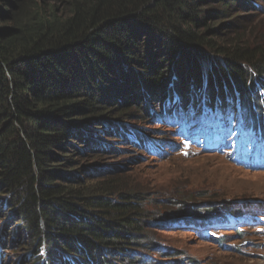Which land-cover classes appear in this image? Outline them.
I'll list each match as a JSON object with an SVG mask.
<instances>
[{
    "label": "trees",
    "instance_id": "1",
    "mask_svg": "<svg viewBox=\"0 0 264 264\" xmlns=\"http://www.w3.org/2000/svg\"><path fill=\"white\" fill-rule=\"evenodd\" d=\"M200 1L0 0V194L11 195L0 214L6 203L16 206L20 227L8 233L17 250L31 251L13 264H149L144 256L158 245L145 229L143 193L103 186L108 177L89 180L95 172L83 161L96 154L94 136L123 135V120L148 108L145 95L156 106L168 86L198 92L181 102L167 93L159 106L167 112L175 102L176 121L189 112L201 123L224 113L226 94L253 98L246 89L264 73V50L240 37L221 44L200 32L206 24ZM212 1L220 5L214 14L223 16L252 0ZM158 43L165 47L154 52ZM165 49L179 64L160 61ZM207 52L215 58L203 75ZM113 118L121 122L107 121ZM126 134L127 141L136 136ZM182 209L183 219H197L185 205L167 208L163 218L175 219L170 213ZM45 242L48 252L41 254Z\"/></svg>",
    "mask_w": 264,
    "mask_h": 264
},
{
    "label": "rangeland",
    "instance_id": "2",
    "mask_svg": "<svg viewBox=\"0 0 264 264\" xmlns=\"http://www.w3.org/2000/svg\"><path fill=\"white\" fill-rule=\"evenodd\" d=\"M199 4L202 11L199 17L204 16L206 20L200 32L205 31L208 37L222 41L221 44H234V39L240 37V43L259 45L264 50V0H252L245 7L237 9L233 5L223 16L214 14L220 10L219 3L202 0ZM160 45L155 44L153 51L164 49L165 45ZM162 51L165 55L161 62L165 65L179 64V58L176 59L172 52L166 49ZM207 53L210 60L204 57L199 67L203 75L210 71L215 58L214 53ZM217 58L221 59L220 56ZM262 80L264 73L254 81L253 87L246 89L253 95L250 100L247 97L235 99L233 95L226 94L224 101L230 100V104L225 107L228 109L225 116L231 121V129L228 127L224 130L228 135L219 145L214 140L210 144L204 143L210 126L186 133L194 124H199L192 120L191 112L185 119L176 121L175 116L180 111L176 109L175 112V102L190 94L196 100L198 93L194 87L183 91L177 85L174 90L168 86L165 94L158 92L156 106L148 99L150 95H145V104L149 109H136L137 116L123 120V135L102 132L99 140L94 136L92 143L97 148L96 154L89 153L90 156L83 161L92 164L95 172L88 177L89 180L108 177L103 186L110 184L113 189L140 190L143 193V208L148 214L145 229L150 236L157 238L155 244L158 245L154 252H146L149 258L144 256L149 264H171L175 260L180 264H264V148L254 158L249 145L261 142L251 135L253 131L264 136ZM250 88L255 89L250 91ZM167 93L175 101L170 102L167 111L172 113L171 116L164 112V106H159L167 99ZM154 108L160 110L156 112L152 110ZM254 117L257 118L256 122H252ZM107 121L121 122L115 118ZM183 123L187 125L182 126ZM128 129L136 135L131 141L125 139ZM135 140L141 142L135 144L132 142ZM97 141L107 143L108 147L102 148ZM238 150L244 151V154L236 155ZM81 175L84 176V173ZM10 196L9 193L0 194V203L3 200L8 202ZM182 205L193 208L191 215L197 219H183L180 215L187 212L185 209L170 213L175 219L163 218L167 208ZM2 209L0 264H13L17 255L31 251L17 250L16 243L8 233L20 227L16 206L6 203ZM234 215L239 219L235 220ZM23 238L27 240L25 236ZM40 250L41 254H47L48 244L40 243ZM161 250L169 256L166 257Z\"/></svg>",
    "mask_w": 264,
    "mask_h": 264
}]
</instances>
